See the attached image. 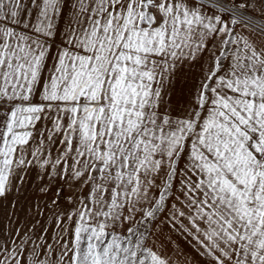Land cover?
I'll list each match as a JSON object with an SVG mask.
<instances>
[{"label":"snow or ice","instance_id":"6c2138e0","mask_svg":"<svg viewBox=\"0 0 264 264\" xmlns=\"http://www.w3.org/2000/svg\"><path fill=\"white\" fill-rule=\"evenodd\" d=\"M0 264H264V0H0Z\"/></svg>","mask_w":264,"mask_h":264}]
</instances>
